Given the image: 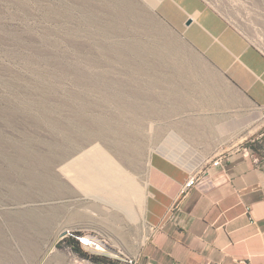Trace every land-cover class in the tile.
Wrapping results in <instances>:
<instances>
[{"label": "rangeland", "instance_id": "1", "mask_svg": "<svg viewBox=\"0 0 264 264\" xmlns=\"http://www.w3.org/2000/svg\"><path fill=\"white\" fill-rule=\"evenodd\" d=\"M157 1L0 0V264H83L68 231L107 256L147 237V109L176 59L198 62Z\"/></svg>", "mask_w": 264, "mask_h": 264}, {"label": "crops", "instance_id": "2", "mask_svg": "<svg viewBox=\"0 0 264 264\" xmlns=\"http://www.w3.org/2000/svg\"><path fill=\"white\" fill-rule=\"evenodd\" d=\"M227 6L236 12L217 0L156 2L157 17L198 62L176 59L175 72L155 87L156 107L147 109L158 114L159 130L146 174L148 235L129 253L107 256L102 248L104 264L125 257L139 264H264V157L257 166L243 154L264 134V0ZM254 144L264 147V136ZM219 156L221 164L211 166ZM203 170L204 181L182 194L188 177Z\"/></svg>", "mask_w": 264, "mask_h": 264}, {"label": "built area", "instance_id": "3", "mask_svg": "<svg viewBox=\"0 0 264 264\" xmlns=\"http://www.w3.org/2000/svg\"><path fill=\"white\" fill-rule=\"evenodd\" d=\"M263 117H264V108H263ZM263 136H264V134H261L257 139L251 140L249 142V145L255 143L256 141H260L263 138ZM243 154L246 157L251 158L254 165L259 166L261 164V158L254 155L249 146L243 148ZM222 161H223V156H219L216 160L211 162V166H214V167L219 166ZM205 174L207 175L206 171H204V170L200 174L199 173L191 174L188 177L187 181L185 182L181 193L185 194L189 189L196 187V186H199L204 181V179L206 178ZM170 210L174 212V211H177L178 209H177L176 205H173ZM66 236L72 238L75 242H78V245L80 247H85V248L91 249V250L96 251V252L102 250V247L100 246L99 243L89 239L86 236H83L80 234H73L70 231L67 232ZM75 259H77V258L75 257ZM89 262L90 261L83 259V258L81 260V263H83V264H90ZM239 263L246 264L243 261H240ZM112 264H139V263L133 257H125L123 259H119L116 263H112ZM143 264H152V263L151 262H145Z\"/></svg>", "mask_w": 264, "mask_h": 264}, {"label": "trees", "instance_id": "4", "mask_svg": "<svg viewBox=\"0 0 264 264\" xmlns=\"http://www.w3.org/2000/svg\"><path fill=\"white\" fill-rule=\"evenodd\" d=\"M250 149L253 153L258 155V157H264V147H262L260 144H250ZM62 241L67 245V247H69L73 252L77 253V255H79L81 258L97 264L106 263L105 258L92 256L90 257L86 253H82L78 242H75L73 239L65 237Z\"/></svg>", "mask_w": 264, "mask_h": 264}, {"label": "water", "instance_id": "5", "mask_svg": "<svg viewBox=\"0 0 264 264\" xmlns=\"http://www.w3.org/2000/svg\"><path fill=\"white\" fill-rule=\"evenodd\" d=\"M66 235H67V232H65V233L61 234V236L59 237V239H63V238H65V237H66Z\"/></svg>", "mask_w": 264, "mask_h": 264}]
</instances>
